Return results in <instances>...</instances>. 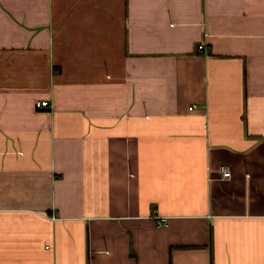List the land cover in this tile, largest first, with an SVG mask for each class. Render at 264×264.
<instances>
[{
    "label": "crops",
    "instance_id": "crops-1",
    "mask_svg": "<svg viewBox=\"0 0 264 264\" xmlns=\"http://www.w3.org/2000/svg\"><path fill=\"white\" fill-rule=\"evenodd\" d=\"M0 264H264V0H0Z\"/></svg>",
    "mask_w": 264,
    "mask_h": 264
},
{
    "label": "built area",
    "instance_id": "built-area-1",
    "mask_svg": "<svg viewBox=\"0 0 264 264\" xmlns=\"http://www.w3.org/2000/svg\"><path fill=\"white\" fill-rule=\"evenodd\" d=\"M204 46L200 45L199 48L202 49ZM38 107H49V101H38L37 103ZM222 172H223V177L224 178H229L231 177V171L228 170L226 167H222ZM159 224H163V222H159Z\"/></svg>",
    "mask_w": 264,
    "mask_h": 264
}]
</instances>
